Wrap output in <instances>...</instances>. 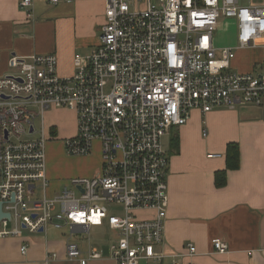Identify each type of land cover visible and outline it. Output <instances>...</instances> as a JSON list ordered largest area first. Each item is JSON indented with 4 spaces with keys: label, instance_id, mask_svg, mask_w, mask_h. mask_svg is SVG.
Instances as JSON below:
<instances>
[{
    "label": "built area",
    "instance_id": "2783aa9c",
    "mask_svg": "<svg viewBox=\"0 0 264 264\" xmlns=\"http://www.w3.org/2000/svg\"><path fill=\"white\" fill-rule=\"evenodd\" d=\"M32 3L21 0L19 5ZM230 19L238 26L237 45L218 46L216 30ZM263 38L264 6L160 0L128 9L122 0H108L101 43L90 54L74 57L78 74L73 79L61 78L53 54L10 58L15 71L0 79V202L11 216L0 221V237H22L23 229L34 233L49 224H100L107 217L103 203L113 202L124 207V214L108 217L121 232L112 245L119 264H139L143 257L160 261L156 247L163 239L168 205L162 137L172 125L186 123L190 108L264 106V67L258 75L235 71L232 65L237 49L264 48ZM20 91L31 100L20 98ZM36 106L76 110L78 134L66 141L68 154L88 155L91 140L101 141V173L71 180L84 187L83 194L65 187L47 196L45 138H25L29 130L20 120L25 114L31 126ZM11 128L23 136L20 141L10 136ZM37 181L42 182L41 196H34ZM139 209L155 215L140 220L135 215ZM212 243L220 252L228 250L220 238ZM21 250L26 253L27 245ZM190 250L197 248L191 245ZM69 255H81L76 244H69ZM89 255L99 253L92 249Z\"/></svg>",
    "mask_w": 264,
    "mask_h": 264
},
{
    "label": "crops",
    "instance_id": "0c3cea01",
    "mask_svg": "<svg viewBox=\"0 0 264 264\" xmlns=\"http://www.w3.org/2000/svg\"><path fill=\"white\" fill-rule=\"evenodd\" d=\"M20 1L0 0V78L12 73V56L44 53L57 54L60 74L69 76L77 70L74 57L86 55L99 45L105 20L103 0H60L57 4L34 0L32 17L20 7ZM243 3L264 6V0ZM220 32L229 33L231 39L218 45H237L233 24ZM232 65L235 71L261 73L264 48L237 49ZM48 110L36 122L48 140H64L65 134L77 133L74 110ZM58 123L62 130L57 131ZM51 126L54 127L49 130ZM230 142L240 146V166L227 170L225 186L217 187L216 172L227 168ZM163 143L170 157L166 175L169 206L165 241L160 248L166 256L163 264L174 259H179L180 264H264V108L237 105L217 107L207 113L193 109L187 124L173 126ZM90 171L89 177L99 174L101 165ZM47 175L50 186L46 193H60L64 184L52 178L48 165ZM66 229L70 237H66ZM93 229L104 235L93 241ZM32 234L29 243L21 237H0V264H81L68 256L70 242L78 244L83 257L88 256L91 246L101 253L100 258L88 264H118L111 245L120 233L107 221L91 226L89 231L84 227L72 230L50 225ZM215 238L228 244L226 252L216 250L212 243ZM24 244L29 247L27 254L21 251ZM190 244L197 246V252L189 251ZM141 264L156 263L143 260Z\"/></svg>",
    "mask_w": 264,
    "mask_h": 264
},
{
    "label": "bare ground",
    "instance_id": "6f19581e",
    "mask_svg": "<svg viewBox=\"0 0 264 264\" xmlns=\"http://www.w3.org/2000/svg\"><path fill=\"white\" fill-rule=\"evenodd\" d=\"M104 1V3H105V20H104V23L102 24V28H101V34H100V43H101V36H102V33H103V26H104V24H105V22H106V7H107V1L108 0H103ZM127 6H128V9L129 8H134L135 7V5H137L138 7H140V8H145L146 6H147V4H148V1H150V2H152V3H155V4H157V3H159L160 2V0H159V2H153L152 0H122ZM239 1V4H241V5H244V6H262V5H246V4H244L243 3V0H238ZM46 2H48V1H46ZM60 2V0L57 2V3H59ZM33 3H34V0H33ZM33 3H32V5L31 6H28V7H24L23 9H26L27 10V12H28V16L29 17H32L33 16V11H32V6H33ZM48 3H52V2H48ZM57 3H53V4H57ZM249 8V7H248ZM31 14V15H30ZM128 14H130V15H132L131 14V12L129 11V13ZM230 24H233V26L235 25L234 24V20L233 19H230L229 21H228V25H226V24H224L223 26H221L220 27V29H217L216 30V37H217V34H219V32H220V30H222V29H228L229 27H230ZM235 28H236V30L238 31V26H237V24L235 25ZM217 40V39H216ZM100 43H99V45H100ZM217 44V43H216ZM99 45L95 48V49H97L98 47H99ZM218 45V44H217ZM218 46H228V45H218ZM95 49H93V50H95ZM92 50V51H93ZM91 51V52H92ZM91 52H89L88 54H90ZM44 54H53V55H55L56 57H57V59H58V66H56V68L58 69V73H59V75L61 76V78H63V79H69V80H71V79H73L77 74H78V72L77 71H75L73 74H71V75H69V76H64V75H62V74H60V72H59V57H58V55L57 54H55V53H44ZM88 54H86V55H88ZM34 55V54H33ZM41 55H43V54H37L36 56H41ZM236 55H237V50H236ZM83 56H85V55H83ZM13 57V56H12ZM11 57V58H12ZM21 57H23V56H21ZM26 57V56H25ZM28 57V56H27ZM236 58V57H235ZM234 58V59H235ZM29 62H31V63H33V59L32 58H30L29 59ZM10 66V65H9ZM264 67V66H263ZM262 67V68H263ZM234 69V68H233ZM13 71H12V73H14V69H12ZM262 72V71H261ZM11 74V73H10ZM261 73H259L258 75H260ZM6 76V75H5ZM4 77V76H3ZM3 77H1V78H3ZM0 78V79H1ZM16 81H19L16 77H13ZM20 82V81H19ZM20 98H28L29 100H31V98L30 97H27V95L23 92V91H20ZM252 106H256V107H263L264 108V106H258V105H252ZM218 107H224V106H218ZM236 107V106H235ZM235 107H233V108H235ZM50 108H68V107H56V106H50V107H48V108H46V109H44L43 111H42V109L39 107V106H36V107H33V109L36 111V113H37V115L35 116V118L32 120V125L31 126H29L28 125V118H27V116L25 115V114H21V117H20V120L22 121V123L24 124V126H26V128H27V130H29V133H28V135L27 136H24L25 138H28V139H38V138H40L41 136H44V138H45V156H46V179H47V181H48V186H47V188H46V190L45 191H47L48 190V188H49V186H50V180H49V178H48V175H47V165H48V161H47V142L49 141L48 140V138H47V136L45 135V133H44V130H42L41 128H39L38 126H37V119L39 118V117H43L44 116V114L46 113V111L48 110V109H50ZM214 108H217V107H214ZM213 108V109H214ZM226 108H231V107H226ZM69 109H72V108H69ZM193 109H200V110H202V112H204V113H207V112H210V111H212L213 109H211L210 111H207V112H205L201 107H194V108H190L189 109V111H188V119H189V116H190V112H191V110H193ZM72 110H74V109H72ZM75 112H76V110H74ZM76 114H77V112H76ZM188 119H187V121H186V123L185 124H187V122H188ZM185 124H182V125H172L171 126V128L173 127V126H183V125H185ZM171 128L169 129V131L166 133V134H168L169 132H170V130H171ZM9 134H10V136L12 137V138H14V139H16L17 141H20L21 139H22V135L18 132V130L16 129V128H11L10 130H9ZM77 134H78V114H77V133H76V135H74V136H72V137H68V138H65L64 140H63V143H64V147H65V149H66V146H65V143H66V141L68 140V139H70V138H74L75 136H77ZM166 134L162 137V145H163V148L165 149V147H164V143H163V139H164V137L166 136ZM205 135H207V132H205ZM91 143L92 144H94V145H96L97 143H99L100 144V146H101V150H102V145H101V141L100 140H94V139H92L91 140ZM94 145H93V148H92V150L90 151V153L88 154V155H74V156H89L91 153H92V151H93V149H94ZM19 152H21V150H20V148H18L17 149ZM67 152V151H66ZM165 152H166V155H167V159H168V166H167V169H166V174H165V178H164V181H165V183H166V185H167V182H166V175H167V172H168V169H169V166H170V157H169V154H168V152H167V150L165 149ZM69 155H71V154H69ZM216 154H211L210 156H215ZM102 165H103V157H102V163H101V169H102ZM101 173V171L99 172V174ZM99 174H97V175H95V176H92V177H89V176H83V177H81V178H93V177H96V176H98ZM74 178H77V177H74ZM73 179V178H72ZM72 179H69V180H66L65 182H64V187L62 188V190L65 188V187H68L69 188V185H67V184H72L71 183V180ZM33 185L35 186L34 188H33V190H34V196H41V195H43V192H44V190H43V188H42V182L41 181H37V182H35V183H33ZM73 185V184H72ZM74 186V185H73ZM69 189H71V190H73L77 195H81V194H83L84 192H85V189H84V187L83 186H78V187H76V186H74V188H69ZM61 190V191H62ZM61 193V192H60ZM60 193H58V194H60ZM47 194V193H46ZM58 194H55V195H58ZM55 195H53V196H55ZM47 196H49V197H52V196H50V195H48L47 194ZM167 196H168V205H167V208H166V216H165V218H164V228H163V239H162V242H161V244H159V245H157V247H156V251L162 256L161 257V259H160V261H157V260H155L154 258H145V257H143V258H141L140 259V261H139V264H141L142 263V261L143 260H145V261H147V262H153V263H156V264H163L164 263V259H165V255H164V253H162L161 251H160V248L163 246V244H164V241H165V226H166V219H167V209H168V206H169V195H168V185H167ZM11 201H13L14 200V197H11V199H10ZM103 205L106 207V214H107V217H105L104 219H101V223L100 224H91V223H88V224H84V223H75L74 225H72V227H70L69 225H65V224H63V226H68L70 229H72V230H75L76 229V227H84L87 231H89V228L91 227V226H101V225H103L104 223H105V221H107V223L112 227V228H114V229H116L115 227H113L110 223H109V216L110 215H113V214H116V215H122V214H124V207H123V205L122 204H119V203H113V202H110V203H103ZM113 205H117V206H119L121 209H122V213H119V212H117L115 209H110V206H113ZM60 208L58 207V210H59ZM0 213H2V215L0 216V221L3 219V218H10V213L9 212H6V211H4L3 209H2V203L0 202ZM135 215L140 219V220H145V219H147V218H152V217H154V215H155V211L154 210H150V209H139L138 211H136L135 212ZM50 225H52V224H49V225H47V226H45V227H42V228H40V230L38 231V232H34V233H40V232H42L46 227H48V226H50ZM63 226H61L60 228H62ZM27 229H23V232L24 231H26ZM116 230H118L119 231V233H120V237H119V239L116 241V242H114L113 244H116L117 242H119V240L121 239V232H120V230L119 229H116ZM12 237H15V236H12ZM69 244H76V243H73V242H70V243H68V256L70 257V259H78L79 261H80V263H81V260L82 259H87V264L89 263V261L91 260V259H95V258H100L101 257V253L95 248V247H93V246H91L90 247V249H89V251H88V256L87 257H83L82 255H83V251L81 250V248L78 246V244H76L78 247H79V250L81 251V255L80 256H78V257H71L70 255H69ZM112 244V245H113ZM24 245H27V251H28V244H24ZM112 245H111V252H112ZM191 245H193V246H195L196 248H197V246L196 245H194V244H190L189 246H188V248H189V251L191 252V250H190V246ZM23 246V245H22ZM22 248V247H21ZM92 249H95L98 253H99V256H97V257H90V251L92 250ZM217 250V249H216ZM22 251V250H21ZM27 251H26V253H23V254H27ZM218 251V250H217ZM195 252H197V250L195 251ZM195 252H191V253H195ZM220 252V251H219ZM221 253H224V252H221ZM112 256H113V253H112ZM113 258H115L114 256H113ZM116 259V258H115ZM116 261L118 262V260L116 259ZM175 262H177L178 264H180V260L179 259H174L171 263H168V264H174ZM82 264V263H81ZM118 264H119V262H118Z\"/></svg>",
    "mask_w": 264,
    "mask_h": 264
},
{
    "label": "rangeland",
    "instance_id": "374dc122",
    "mask_svg": "<svg viewBox=\"0 0 264 264\" xmlns=\"http://www.w3.org/2000/svg\"><path fill=\"white\" fill-rule=\"evenodd\" d=\"M234 27V26H233ZM216 43L217 44H226L227 42L230 41L231 35L229 33H222L219 32L216 37ZM241 51L238 52V55ZM65 109V108H64ZM67 110H70L67 108ZM72 110V109H71ZM49 111V110H48ZM47 111V112H48ZM38 123V122H37ZM59 124V125H58ZM57 124V131L61 129V124ZM40 125V124H39ZM54 126L49 127V130ZM62 130V129H61ZM76 134V133H75ZM74 134V135H75ZM71 133L65 134L63 138H68L74 136ZM61 131H60V137H61ZM53 138L54 135L52 136ZM47 154H48V166H49V172L54 178V180L59 181L60 184H64L66 180L72 179L74 177H83V176H90L91 171L93 168H96V170L99 169L101 163H102V150L101 146L99 143L94 145V149L92 153L88 156L90 157L89 160L82 159L80 156H74V155H69L66 152V149L64 147L63 140H49L47 142ZM85 158V157H84ZM52 184V182H51ZM69 185V188H74L72 184H67ZM64 187V186H63ZM62 187V188H63ZM110 209H115L117 212L122 213V209L117 206L113 205L110 206ZM106 234H107V228ZM68 229L65 230V235L66 237H70L68 233ZM34 234L30 233L28 230L25 231V234L21 237L22 240L29 241L31 242V236ZM92 237L93 241H96V239L101 238L104 234H98L96 231L94 232V229L92 230ZM99 237V238H96Z\"/></svg>",
    "mask_w": 264,
    "mask_h": 264
},
{
    "label": "trees",
    "instance_id": "16d2710c",
    "mask_svg": "<svg viewBox=\"0 0 264 264\" xmlns=\"http://www.w3.org/2000/svg\"><path fill=\"white\" fill-rule=\"evenodd\" d=\"M226 161H227L226 170L216 172L217 187L225 186L227 170L237 169L240 166V146L238 143L230 142L227 145Z\"/></svg>",
    "mask_w": 264,
    "mask_h": 264
},
{
    "label": "water",
    "instance_id": "95a60500",
    "mask_svg": "<svg viewBox=\"0 0 264 264\" xmlns=\"http://www.w3.org/2000/svg\"><path fill=\"white\" fill-rule=\"evenodd\" d=\"M2 215V213H0V216Z\"/></svg>",
    "mask_w": 264,
    "mask_h": 264
}]
</instances>
